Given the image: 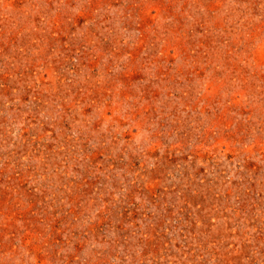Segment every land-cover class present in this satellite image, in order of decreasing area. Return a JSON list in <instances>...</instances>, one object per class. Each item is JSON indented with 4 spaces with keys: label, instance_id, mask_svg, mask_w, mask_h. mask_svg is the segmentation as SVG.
<instances>
[{
    "label": "rangeland",
    "instance_id": "obj_1",
    "mask_svg": "<svg viewBox=\"0 0 264 264\" xmlns=\"http://www.w3.org/2000/svg\"><path fill=\"white\" fill-rule=\"evenodd\" d=\"M0 264H264V0H0Z\"/></svg>",
    "mask_w": 264,
    "mask_h": 264
}]
</instances>
